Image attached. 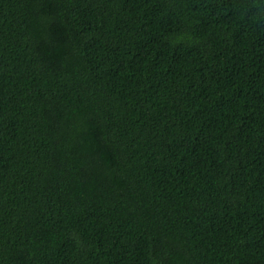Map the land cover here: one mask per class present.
<instances>
[{"label":"trees","instance_id":"obj_1","mask_svg":"<svg viewBox=\"0 0 264 264\" xmlns=\"http://www.w3.org/2000/svg\"><path fill=\"white\" fill-rule=\"evenodd\" d=\"M0 264H264V0H0Z\"/></svg>","mask_w":264,"mask_h":264}]
</instances>
